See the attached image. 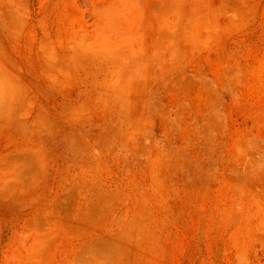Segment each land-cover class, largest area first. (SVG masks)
<instances>
[{
  "label": "rangeland",
  "instance_id": "obj_1",
  "mask_svg": "<svg viewBox=\"0 0 264 264\" xmlns=\"http://www.w3.org/2000/svg\"><path fill=\"white\" fill-rule=\"evenodd\" d=\"M0 264H264V0H0Z\"/></svg>",
  "mask_w": 264,
  "mask_h": 264
}]
</instances>
